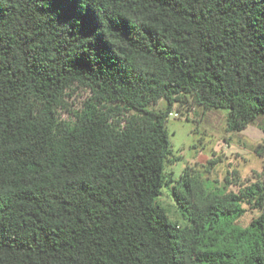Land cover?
I'll return each instance as SVG.
<instances>
[{"label":"trees","instance_id":"1","mask_svg":"<svg viewBox=\"0 0 264 264\" xmlns=\"http://www.w3.org/2000/svg\"><path fill=\"white\" fill-rule=\"evenodd\" d=\"M74 83L92 96L65 121ZM182 95L227 132L264 114V0H0V264H264V180L183 173L184 225L157 202Z\"/></svg>","mask_w":264,"mask_h":264},{"label":"rangeland","instance_id":"2","mask_svg":"<svg viewBox=\"0 0 264 264\" xmlns=\"http://www.w3.org/2000/svg\"><path fill=\"white\" fill-rule=\"evenodd\" d=\"M92 96L86 86L74 83L65 90L59 117L74 120V114L83 109ZM149 109L161 111L166 108L163 98L148 105ZM227 109H204L192 96H180L174 102L165 122L171 144V154L166 163L168 185L163 186L157 199L168 218L179 225L187 223L178 210L171 195L180 176L188 173L207 192H237L250 184L263 181L264 156L255 153L254 147L261 143L264 132V114L258 115L241 131L227 132ZM244 214L235 222L245 227L257 216L259 210L243 203Z\"/></svg>","mask_w":264,"mask_h":264}]
</instances>
